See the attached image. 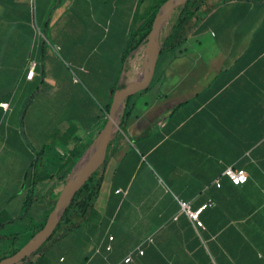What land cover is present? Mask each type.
<instances>
[{
  "label": "crops",
  "instance_id": "obj_1",
  "mask_svg": "<svg viewBox=\"0 0 264 264\" xmlns=\"http://www.w3.org/2000/svg\"><path fill=\"white\" fill-rule=\"evenodd\" d=\"M30 2L0 0L5 234L21 230L7 223L41 175L28 174L37 153L51 146L45 170L58 172L93 141L114 86L142 76L145 64L122 80L135 52L127 56V48L162 0H34L47 41L33 35ZM196 5V28L159 54L147 88L125 100L93 214L25 264H264V0ZM30 60L37 65L27 80ZM227 167L244 170L247 181L234 185ZM58 187L41 184L33 194L56 201ZM209 199L196 229L179 201L195 211Z\"/></svg>",
  "mask_w": 264,
  "mask_h": 264
},
{
  "label": "trees",
  "instance_id": "obj_2",
  "mask_svg": "<svg viewBox=\"0 0 264 264\" xmlns=\"http://www.w3.org/2000/svg\"><path fill=\"white\" fill-rule=\"evenodd\" d=\"M165 1L166 0H162V2L158 5L157 9ZM197 1L198 0H189L185 3L183 7L178 9L177 17L174 23L172 24L168 35L162 40V48L160 54L178 47L187 39L188 35L196 28L199 21L202 19V16H200L201 12H199L201 6L196 5ZM155 14L156 12L151 17L146 19L140 25L138 30L133 34L129 46L127 48V56L130 53L136 51L141 46H143V44L145 43V39L149 31L151 30ZM144 64L145 56L143 54L140 66L131 75V77L129 78L130 81H132L141 72ZM130 98L131 97H128L126 99V102H128ZM109 106L105 108L106 114L108 113ZM123 126L124 118L121 119L120 128H122ZM51 150V146H45L43 147V149H41L39 153H37L35 159L31 163L28 174L29 176L30 174L35 176L36 174L41 172V175L37 176L34 181L30 184L29 194L23 204L21 215L17 219L7 223H19L21 230L18 232L5 234L2 232V230L5 228L6 224L0 225V247L3 245L5 246L4 251L0 254V261L8 256L13 255L24 246L23 242L22 244H20L21 238L24 239L26 235H28L29 239L33 238V236L43 228L48 215L55 206L56 201L51 200L50 197H47L45 204L40 203L41 199L35 197V195L33 194V189L38 185H47L50 183L51 190L54 189L56 186H58V183H62L66 180L71 169L75 166V164L78 162V160L84 153L82 152L78 154L74 159L69 161V163L59 169L58 172H50L46 171L45 169L49 165L51 160L49 157V152ZM105 165L106 158L101 164V166L96 171H94L88 178V180L77 190L69 206L65 210L62 218L58 221L55 229L53 230L52 235L32 255L42 253L43 251H46L51 248L54 244L61 241L68 234L82 227L85 220L93 214L94 205L99 196L101 184L103 181ZM51 193L52 192H50L49 195ZM27 259H25L22 264H25V261Z\"/></svg>",
  "mask_w": 264,
  "mask_h": 264
},
{
  "label": "water",
  "instance_id": "obj_3",
  "mask_svg": "<svg viewBox=\"0 0 264 264\" xmlns=\"http://www.w3.org/2000/svg\"><path fill=\"white\" fill-rule=\"evenodd\" d=\"M187 1L189 0H166L159 7L153 19L151 30L149 31L145 39V43L143 44L145 51V67L143 74L139 79L130 82L125 87L115 92L107 113L105 125L101 133L95 138L100 141V144L94 157L85 166V168L78 175H76L73 169L83 157L84 153L82 154L78 162L68 174L63 189L56 200L53 210L48 215L43 228L37 232L26 245L20 248V250H18L13 255L2 259L0 264H22L25 259L32 256V254H34L38 248L52 235L53 230L55 229L58 221L62 218L77 190L88 180L91 174L96 171L105 160L108 145L113 138L115 129L117 128L116 120L120 107L122 108L124 106L125 100L128 97H131L144 90L149 85L153 76L157 57L159 56L162 48L160 34L163 20L170 13L183 7Z\"/></svg>",
  "mask_w": 264,
  "mask_h": 264
},
{
  "label": "built area",
  "instance_id": "obj_4",
  "mask_svg": "<svg viewBox=\"0 0 264 264\" xmlns=\"http://www.w3.org/2000/svg\"><path fill=\"white\" fill-rule=\"evenodd\" d=\"M29 24L30 27L33 31V35L37 38H40L44 41H47L42 28L40 26V24L37 21V17H36V12H35V6H34V0H31L30 2V20H29ZM37 63L33 60H30L27 64V72H26V79L27 80H31L32 77L34 76V70L36 67ZM0 107L3 109L7 108V103H1ZM223 175L226 176L234 185H242L247 181V175L245 173L244 170L242 169H233L232 167H227L224 172ZM213 205V201L211 199H209L206 203H204L201 207H199L197 210L195 211H191L189 208V204L183 201H179V206H180V212L185 214L190 223L192 224L193 227H195L196 229H200L203 228V224L201 222V220L199 219V216L201 214L202 211H204L205 209L211 207ZM176 219V217H175ZM109 242H111L113 240V237H108ZM106 250L110 251L111 250V246L110 244L106 246ZM134 251L130 252L123 260V263H129L132 260V253ZM138 254L142 255L143 251L140 249H137Z\"/></svg>",
  "mask_w": 264,
  "mask_h": 264
},
{
  "label": "bare ground",
  "instance_id": "obj_5",
  "mask_svg": "<svg viewBox=\"0 0 264 264\" xmlns=\"http://www.w3.org/2000/svg\"><path fill=\"white\" fill-rule=\"evenodd\" d=\"M176 13H177V11H174V12L170 13L163 20L162 28H161V34L164 33V35H167V33L169 31V28L171 26L172 19H173L174 15ZM161 34H160V36H161ZM143 54L145 56V51H144V47L143 46L138 48L133 53V55L131 56L130 60L128 61L129 69L127 71H125L122 80L123 79L129 80L131 75L138 69V67L140 66V62H141ZM120 109H121V107H120ZM99 144H100V141L97 140V139H94L89 144V146L86 148L83 157L81 158V160L79 161L77 166H75V168H74V172H75L76 175H78L85 168V166L91 161V159L94 157Z\"/></svg>",
  "mask_w": 264,
  "mask_h": 264
},
{
  "label": "rangeland",
  "instance_id": "obj_6",
  "mask_svg": "<svg viewBox=\"0 0 264 264\" xmlns=\"http://www.w3.org/2000/svg\"><path fill=\"white\" fill-rule=\"evenodd\" d=\"M177 11V13L174 15V17H173V19H172V22H171V26H172V24L174 23V21H175V19H176V17H177V14H178V10H176ZM171 26H170V28H169V31H170V29H171ZM169 31H168V33H169ZM168 33H167V35H168ZM167 35H164V33L163 34H161V41L167 36ZM48 84V83H47ZM118 84L119 83H117L115 86H114V88L115 89H113L112 90V98H113V96H114V94H115V92H116V90L118 89ZM124 107H125V104H124V106L118 111V114H117V120H116V123H117V128L115 129V133H117L118 131H119V129H120V122H121V119H122V115H123V113H124ZM19 117V119H20V117H22V114L20 113L19 115H18ZM34 116H36V115H34ZM106 118H107V114L104 116V119H103V123H102V125H101V127L99 128V130L97 131V134H96V136L94 137V139L101 133V131H102V129H103V127H104V125H105V122H106ZM93 139V140H94ZM29 143L31 142V141H28ZM47 142V145H49L50 144V142H49V140H47L46 141ZM31 148H35V150H36V152H39L36 148V145H34L32 142H31ZM53 152V151H52ZM51 152V156L53 155V153ZM49 155H50V152H49ZM75 168V167H74ZM72 170V169H71ZM74 170V169H73ZM71 172V171H70ZM66 181V180H65ZM65 181H63L62 183H58V189L60 190L59 192L61 193V191H62V189H63V186H64V183H65ZM48 218V217H47ZM29 238H28V235H26L25 236V238L23 239V238H21V240H20V244H22V242H23V244L24 245H26L28 242H29ZM0 245H1V243H0ZM21 246V245H20ZM4 249H5V246L3 245V246H1L0 247V254L4 251Z\"/></svg>",
  "mask_w": 264,
  "mask_h": 264
}]
</instances>
